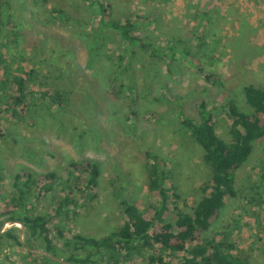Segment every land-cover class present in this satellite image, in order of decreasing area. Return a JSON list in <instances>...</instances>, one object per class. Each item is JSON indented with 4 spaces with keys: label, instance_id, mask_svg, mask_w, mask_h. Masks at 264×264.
<instances>
[{
    "label": "rangeland",
    "instance_id": "374dc122",
    "mask_svg": "<svg viewBox=\"0 0 264 264\" xmlns=\"http://www.w3.org/2000/svg\"><path fill=\"white\" fill-rule=\"evenodd\" d=\"M41 1L14 0V10L23 23L20 37L7 33L0 37V58H8L17 73L36 69L33 83H48L52 93L60 91L72 99L89 128L72 130L78 124L52 101V95L29 97V104L38 103L31 108L35 118H45H37L32 130L17 121L20 133L27 136L23 142L13 143L19 139L13 135L18 134L15 130L9 142L0 139L2 187L14 191V174L23 168L37 177L56 170L68 179L71 161H98L103 169L101 194L87 211L76 217L72 212L66 227L72 233L99 238L121 223L120 200L146 208L148 180L139 172L148 163L146 151L150 149L166 163L170 184L180 195L178 205L190 207L211 172L183 116L200 118V102L205 100L221 132L230 125L222 107L226 89L207 80L206 72L231 89L241 109L252 110L243 88L250 83L264 87V0H101L112 6L121 21L133 13L138 32L157 47L177 46L173 59L167 56L146 67L136 63V119L125 102L131 99L124 98L130 92L119 86L125 76L118 74L116 54L124 45L109 34L104 36L110 38L106 45L87 32L100 17L98 5L80 0V8L74 10L67 7L69 0H50L46 7L39 6ZM54 3L68 8L73 17L70 23L50 15ZM205 12H210L208 20L202 17ZM3 43L9 47L3 49ZM184 49L191 55H185ZM117 78L116 86L123 91L121 100L108 91V83ZM80 90H85L83 96ZM4 105L5 96L0 92V125L10 129L13 125L1 112ZM237 187V198L228 201L208 235H228L252 264H264V139L255 142L253 157L239 170ZM10 226L6 223L3 230ZM2 249L5 264H22V249L5 243Z\"/></svg>",
    "mask_w": 264,
    "mask_h": 264
},
{
    "label": "trees",
    "instance_id": "16d2710c",
    "mask_svg": "<svg viewBox=\"0 0 264 264\" xmlns=\"http://www.w3.org/2000/svg\"><path fill=\"white\" fill-rule=\"evenodd\" d=\"M83 1L96 3L99 7L97 23L94 22L92 29L87 28L90 37L102 39V43L107 45L110 38L105 39L104 36L109 34L115 42L119 40L124 45L116 54L118 74L125 76L119 86L130 92L124 98L131 99L125 102L130 106L131 117L136 119L137 113L133 108L136 63L146 67L167 56L173 59L177 46L157 47L150 42L138 32L139 24L133 13L126 14L121 21L120 16L114 15L111 5L101 0ZM49 3L50 0H42L39 6L43 4L46 7ZM66 3L67 7L76 10L81 2L69 0ZM14 4V0H0V6L4 7L0 9V37L6 33L14 34L17 39L20 37L19 27L23 23L17 17ZM54 4L50 15L59 22L70 23L73 17L68 8L63 3ZM209 13H203L202 17L208 20ZM160 17L158 15L157 23L161 21ZM1 45L3 49L9 47L8 43ZM183 51L185 55H191L187 49ZM9 64L8 58H0V92L5 96L1 112L13 126L7 129L0 125V139L9 142L8 138L14 130L18 134L13 135H18L19 139L13 140V143L27 139L20 133L17 124L25 123V127L32 130L37 127V118H45L44 115L35 118L31 108L38 103L27 102L29 97L36 98L39 94L42 99L52 95V101L68 112L71 122L78 124L72 130H88V123L80 116L72 99L65 98L60 91L52 93L48 83H33L36 69L17 73ZM199 69L203 71V67L199 66ZM205 77L225 87L226 98L222 107L231 122L222 133L205 100L200 102V118L183 116V122L195 139L196 147L201 149V156L211 172L210 178L201 187V195L190 207L178 205L180 195L175 185L170 184L171 176L165 168L166 163L147 149L148 163L139 172L144 181L148 180L146 208L142 210L126 199L118 200L122 221L112 231L99 238L72 233L66 227L68 220L87 211L101 194V164L92 159L73 160L69 163L68 179L61 178L56 170L37 177L31 170L23 168L14 174V191L7 192L0 184V264L6 261L2 257L3 243L24 251L22 264H252L249 255L238 248L228 235L210 236L208 232L228 201L237 198V174L253 157L255 142L264 139V87L254 83L244 86L246 103L252 109L249 111L239 107L231 89L219 77L210 72H206ZM115 80L118 78L108 83V91L116 100H121L123 91L116 86ZM80 93L83 96L85 90H80ZM181 114H184L183 111ZM256 220L261 225L260 220ZM10 222L15 224L3 230L4 225ZM18 223L25 226L23 240V230ZM38 249L55 258L38 252Z\"/></svg>",
    "mask_w": 264,
    "mask_h": 264
},
{
    "label": "water",
    "instance_id": "95a60500",
    "mask_svg": "<svg viewBox=\"0 0 264 264\" xmlns=\"http://www.w3.org/2000/svg\"><path fill=\"white\" fill-rule=\"evenodd\" d=\"M10 223H11V225L15 224V222H10ZM18 224L21 225L20 227H22V230H23L22 231V240H23L24 239L25 226L22 223H18ZM1 232H3V230ZM37 251L38 252H43V253L47 254L49 257H51V258H55L53 255H51V254H49V253H47V252H45V251H43L41 249H38ZM58 260H60V259H58Z\"/></svg>",
    "mask_w": 264,
    "mask_h": 264
}]
</instances>
